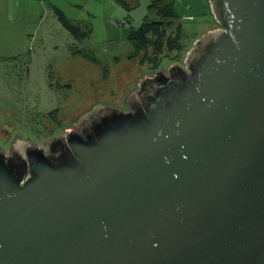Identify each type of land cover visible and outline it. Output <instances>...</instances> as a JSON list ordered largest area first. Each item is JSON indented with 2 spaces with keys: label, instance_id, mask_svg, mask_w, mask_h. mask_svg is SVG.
I'll return each instance as SVG.
<instances>
[{
  "label": "water",
  "instance_id": "1",
  "mask_svg": "<svg viewBox=\"0 0 264 264\" xmlns=\"http://www.w3.org/2000/svg\"><path fill=\"white\" fill-rule=\"evenodd\" d=\"M209 4L126 111L0 149V264H264V0Z\"/></svg>",
  "mask_w": 264,
  "mask_h": 264
},
{
  "label": "rangeland",
  "instance_id": "2",
  "mask_svg": "<svg viewBox=\"0 0 264 264\" xmlns=\"http://www.w3.org/2000/svg\"><path fill=\"white\" fill-rule=\"evenodd\" d=\"M124 1L134 8L127 11L116 0H0V127L9 129L8 144L48 142L103 104L126 110V94L136 90L133 84L155 71L141 64L140 56L128 57L133 48L126 40L148 15V2ZM173 2L183 49L174 60L163 59L156 71L183 66L195 42L212 26L218 28L209 0ZM51 6L90 25L91 35L75 40ZM83 49L92 51L99 64L74 54Z\"/></svg>",
  "mask_w": 264,
  "mask_h": 264
},
{
  "label": "trees",
  "instance_id": "3",
  "mask_svg": "<svg viewBox=\"0 0 264 264\" xmlns=\"http://www.w3.org/2000/svg\"><path fill=\"white\" fill-rule=\"evenodd\" d=\"M116 2L127 11L134 8L124 0H116ZM147 2L148 15L136 28L130 29L126 35V40L133 48L128 57L140 56L141 64H147L151 70L156 71L160 64L162 65L163 59L170 62L177 58L179 52L182 51V25L174 9L173 0H147ZM51 9L62 28L75 40H84L91 35L90 25L70 20L55 6H51ZM149 16H155L156 20H149ZM74 54L87 62L99 64V60L92 51L83 49L74 52ZM103 72L106 74L107 69H104ZM52 134V132L48 133L49 136Z\"/></svg>",
  "mask_w": 264,
  "mask_h": 264
},
{
  "label": "flooded vegetation",
  "instance_id": "4",
  "mask_svg": "<svg viewBox=\"0 0 264 264\" xmlns=\"http://www.w3.org/2000/svg\"><path fill=\"white\" fill-rule=\"evenodd\" d=\"M165 70V69H164ZM162 70V71H164ZM126 107V105H125ZM125 109H123L124 111ZM126 111V110H125ZM74 120V119H73ZM78 123V122H77ZM76 123V124H77ZM76 124H71L70 127H75ZM8 127L7 126H1L0 127V149H3L4 152L7 154L8 153V149H10V147L13 145L14 142L8 144ZM16 142V141H15ZM41 144V143H40ZM7 151V152H6Z\"/></svg>",
  "mask_w": 264,
  "mask_h": 264
},
{
  "label": "crops",
  "instance_id": "5",
  "mask_svg": "<svg viewBox=\"0 0 264 264\" xmlns=\"http://www.w3.org/2000/svg\"><path fill=\"white\" fill-rule=\"evenodd\" d=\"M56 7V6H55Z\"/></svg>",
  "mask_w": 264,
  "mask_h": 264
}]
</instances>
